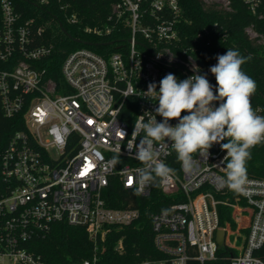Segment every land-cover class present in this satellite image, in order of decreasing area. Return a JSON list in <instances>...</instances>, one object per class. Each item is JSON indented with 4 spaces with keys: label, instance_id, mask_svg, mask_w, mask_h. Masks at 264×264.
Listing matches in <instances>:
<instances>
[{
    "label": "built area",
    "instance_id": "2783aa9c",
    "mask_svg": "<svg viewBox=\"0 0 264 264\" xmlns=\"http://www.w3.org/2000/svg\"><path fill=\"white\" fill-rule=\"evenodd\" d=\"M205 1L231 7V0ZM244 1L254 12L264 4ZM66 20L80 22L75 11L66 12ZM106 22L105 27L87 25L84 31L119 34L120 39L103 43L117 49H73L62 63L64 82L57 84L39 65L53 49L39 43L43 29L34 27L33 18L24 21L13 0H0V105L7 119L23 123L7 136L0 129V264H45L31 242L60 221L84 226L98 249L113 229L130 226L141 216L132 204L111 205L106 191L112 181L144 197L153 191L154 185L141 189L137 183L143 165L127 146L138 116L147 120L158 107L144 92L153 82L158 91L169 73L183 80L203 69L191 55L182 58L174 52L183 48L180 0H112ZM191 41L209 45L210 30L198 31ZM198 49L193 45L182 52ZM254 111L264 116L263 108ZM118 155L121 162L112 167L110 161ZM225 155L220 144H213L207 158L194 154V169L185 173L171 146L164 148L160 159L176 174L167 183L157 182L171 196L166 207L152 214L154 244L163 257L136 264H188L190 259L207 264L217 260L222 247L231 249L229 264H264V256L256 254L264 248V178L248 176L249 195L236 194L231 200L230 190L218 185ZM220 207L231 209V219L224 223ZM242 218L247 221L241 223ZM220 229L225 230L221 247ZM122 247L119 241L116 248ZM75 264H101L100 256L95 251Z\"/></svg>",
    "mask_w": 264,
    "mask_h": 264
},
{
    "label": "trees",
    "instance_id": "16d2710c",
    "mask_svg": "<svg viewBox=\"0 0 264 264\" xmlns=\"http://www.w3.org/2000/svg\"><path fill=\"white\" fill-rule=\"evenodd\" d=\"M17 9L22 13L24 21L34 19V27H41L43 34L40 44L52 46V53L43 57L39 65L47 78L54 79L57 84L64 82L62 63L67 54L73 49L89 46L92 49L106 53L116 50L115 47L105 46L103 43L120 39L119 34L110 37L89 34L84 31L87 25L105 27L107 17L111 11L112 0H50L46 5H40L37 0H13ZM69 4L67 9L61 6ZM183 22L181 24L183 48L193 45L198 51L183 53V48H174L177 56L187 58L189 55L201 66L200 74H207V79L213 85L215 92L216 79L209 68L217 63L216 57L226 53L227 49L238 50L244 57L251 59L242 65V70L256 82V92L251 96L253 109L261 107L264 110V4L255 12L244 0H231V7L225 9L215 1L180 0ZM78 13L80 22L70 24L66 20V12ZM60 22L66 28L63 32ZM208 28L211 43L193 44L191 41L198 31ZM248 28L256 35H251ZM74 38L91 42L87 45L75 41ZM22 122L4 116L0 105V129L3 136L22 127ZM251 158L246 161L247 175L264 178V144L251 150ZM113 201L112 206L124 207L132 204L141 210V216L132 225L118 227L110 232L105 240L99 243L98 249L90 238L84 226L71 225L66 221L54 222L49 231L41 233L32 242L35 253L39 254L45 264H75L92 257L95 251L100 256L101 264H136L138 261L149 258H161L163 254L154 244L152 214L168 205L171 196L161 192L160 186L154 185L148 197L123 188L118 181H112L106 191V196ZM234 200L236 194L229 193ZM230 208L220 207L221 222L230 218ZM247 232V229L244 230ZM122 241V249L116 245ZM231 249L222 247L218 250V258L207 264H229ZM264 256V248L256 251ZM225 256V259L222 257ZM188 264H201L196 259H190Z\"/></svg>",
    "mask_w": 264,
    "mask_h": 264
},
{
    "label": "clouds",
    "instance_id": "9594fccd",
    "mask_svg": "<svg viewBox=\"0 0 264 264\" xmlns=\"http://www.w3.org/2000/svg\"><path fill=\"white\" fill-rule=\"evenodd\" d=\"M216 59L217 63L209 69L216 79L215 92L207 74L178 80L169 73L160 80L158 91L156 83H149L144 97L158 102V107L147 120L145 115L138 116L127 145L135 149L134 158L143 165L136 175L141 189L167 183L175 176L176 170L160 159L165 147L171 146L182 170L190 173L195 166L194 154L207 158L213 144H220L226 155L219 187L249 195L246 161L251 158L250 150L264 143V116L258 115L251 104L257 85L242 70L251 57L227 49ZM156 116L162 121L158 122ZM173 119L178 121L175 126L169 123ZM137 137H142L138 145ZM119 155L110 161L112 167L121 162Z\"/></svg>",
    "mask_w": 264,
    "mask_h": 264
},
{
    "label": "water",
    "instance_id": "95a60500",
    "mask_svg": "<svg viewBox=\"0 0 264 264\" xmlns=\"http://www.w3.org/2000/svg\"><path fill=\"white\" fill-rule=\"evenodd\" d=\"M60 27L62 28L63 32L67 33L68 36L71 37V35L67 32L66 28L63 26L62 22H60ZM74 39L77 42L89 43L87 41H83L82 39H79V40L78 38H74ZM224 240H225V230L220 229L217 232V242H218L219 247L223 245Z\"/></svg>",
    "mask_w": 264,
    "mask_h": 264
},
{
    "label": "rangeland",
    "instance_id": "374dc122",
    "mask_svg": "<svg viewBox=\"0 0 264 264\" xmlns=\"http://www.w3.org/2000/svg\"><path fill=\"white\" fill-rule=\"evenodd\" d=\"M248 31H249L250 34L254 33V31L252 29H250V28H248ZM246 221H247L246 218H242L241 223H245Z\"/></svg>",
    "mask_w": 264,
    "mask_h": 264
}]
</instances>
